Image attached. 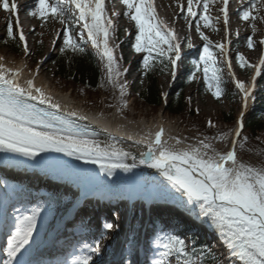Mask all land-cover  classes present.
I'll return each instance as SVG.
<instances>
[{
    "label": "snow or ice",
    "instance_id": "6c2138e0",
    "mask_svg": "<svg viewBox=\"0 0 264 264\" xmlns=\"http://www.w3.org/2000/svg\"><path fill=\"white\" fill-rule=\"evenodd\" d=\"M217 2L218 0H187L185 19L191 17L197 21L196 31L205 42L203 55L192 62L193 71L189 82L196 80L197 72H202L208 90L219 100L225 93L224 67L228 69L241 96L243 109L236 128L231 132L211 137L203 135L202 138H197L195 144L188 143L185 147H179L187 138L181 140L169 136L166 139V130L161 126L154 134L147 133L148 143L144 145L146 150L137 161L135 155L115 144L102 146L94 139H89V134L70 119L75 113L58 114L60 104L54 102L53 97L46 94L43 88L36 86L35 77L27 80L26 86H22V72L0 64V164L63 170L68 167L67 162L60 160L58 156L48 155L57 153L85 163H98L107 176H114L117 171L131 173L140 165L155 169L180 195L175 196L166 186L154 182L158 187L151 191V196L169 197L176 207L210 221L226 247V255L220 259L207 245L197 251L195 246L190 247L185 239L177 235L157 232L153 250L163 251L157 252L151 264H173V260L176 264H206L209 258L215 264H225V261L227 264H264V165L257 167L238 158V149L243 150L249 142L248 137L244 136V113L247 112L248 101L255 98L256 80L264 73V58L260 59L258 65H254L237 52L235 59L240 68L251 69L254 74L249 85L235 78L230 49L225 43L213 45L201 31V20L204 28L211 27L213 31H218L209 15L210 5ZM219 3V12L222 13L227 29L229 0H219ZM122 4L126 6L123 15L135 22L136 31L129 33L134 35V50L136 53L147 54L143 58V75L147 77L156 70L159 63L163 66L161 74L170 75L171 81L175 82L182 60L181 44L175 31L158 20L153 0H122ZM0 6L5 12L15 14V21L19 26L18 5L15 0H0ZM180 8L182 12L185 11L182 4ZM197 9L200 10L199 17ZM254 11L257 15L253 14ZM261 11H264V0H249L248 6L236 10L240 19L250 23L253 35L257 30V19L264 21V16L259 15ZM30 15L39 18L42 24L51 18L62 25H78V33L70 26L64 28L60 52L83 55L86 52L84 45L90 44L104 63V80L114 92L119 93L116 107L120 112L127 109V97L130 93L129 85L123 77L128 70L123 69L119 62L123 57L116 55L115 49L118 46L110 44L116 28L106 11L105 0H37L30 9ZM219 20L217 17L216 23ZM6 31L9 38L17 39L12 22L7 24ZM18 40L23 42V48L27 51L28 43L22 28L18 33ZM246 42L249 49L255 47L252 36H248ZM259 43L264 45V40ZM187 46L192 47L190 41ZM212 48L219 49L223 66ZM36 75H39V69L36 70ZM164 99L167 100L166 95ZM38 105H47L52 110ZM208 126L216 127L210 121ZM226 140L231 141L229 149L221 151L215 147V142L223 143ZM129 159L131 163L127 162ZM43 211L45 210L41 208L31 215L16 217L19 223L8 240V259L5 264H29L25 257H17L32 243ZM114 227L110 223L104 225L105 229ZM104 238L106 236L102 234L101 239ZM133 245L134 237L126 242L129 252L133 250ZM85 250L86 254L78 256L72 264H96L94 256L100 253V245H85ZM121 264H130V261L122 257Z\"/></svg>",
    "mask_w": 264,
    "mask_h": 264
},
{
    "label": "rangeland",
    "instance_id": "374dc122",
    "mask_svg": "<svg viewBox=\"0 0 264 264\" xmlns=\"http://www.w3.org/2000/svg\"><path fill=\"white\" fill-rule=\"evenodd\" d=\"M37 0H34V3L29 5V8H33L35 6V3ZM109 3H105V7L108 13V16L112 19L113 23H115V28L119 29L123 27L124 29V36H128L129 33H131V30L134 27L135 22L130 21L126 16H124V12L126 11V6L122 4V0H108ZM249 0H245L243 3H239V0H231L229 3V16H233V23L229 19V23L227 25V29L225 28V25L223 23V17L222 13L219 12V7L221 4L218 2L215 5H210L209 15L213 18V23L215 24V27L218 29V31H213V28H204L203 27V21H199L201 24V31L205 33L209 37V39L212 41L213 45L219 44V43H225L226 47L230 49L229 55L232 57V71L235 73L236 78L243 81L245 84L251 83V78L253 75V70L251 69H242L239 66V63L235 59L237 52L243 54L245 58L249 61V63L256 65L257 61L259 59V52L261 51V44L257 43V47H254L253 49H249L247 47L246 38L248 36H252L254 38L252 27L248 21H244L238 17L236 14V10L243 8L246 3H248ZM154 6L156 8L157 18L159 21H164L167 24H170L175 29V33L177 36L178 41L181 44V56L182 60L180 61V66H184V63L190 58L195 57L196 61L199 60V57L203 55V45L204 41L200 38L199 33L196 31L195 24L197 21H194L191 19V17H188L185 19L187 13V0H153ZM184 6L185 11H181L180 5ZM198 17L200 15V10L197 9ZM219 17V23H216V18ZM20 20L22 22H20ZM9 22H12L13 24V31H17L19 33V30L23 28V26L26 27V29H23V33L26 37L27 43H28V49L27 51H23L20 55H13L10 53L7 48L4 46V42L8 38L7 36V24ZM189 24L192 26L189 27ZM234 24V26H233ZM71 27L74 29L77 33L79 31V26L76 24L71 25H62L59 21L53 20L49 18L47 23H43L42 21L37 18L30 15V12H27L25 15L19 17V26H17L15 21V14H10L8 12H5L2 9V6H0V54L2 53L4 56V59L7 60V63H22L26 66H29L30 73H36V70L39 69L43 65H48L47 69H45L44 73V80L49 81L52 83L53 87L60 90L63 94H72L73 98L75 99V102H85L90 110L95 112H107L109 114V117H118L121 122H127L129 120L135 119V121H141L146 120L148 122H154L158 121L160 119H164L168 123H172L174 126V134L181 140H185V144L191 143L195 144L197 138H202L203 135L207 136H216L218 134H223L227 132H231L233 129L236 128V124L233 127L224 126L222 124L217 123V120L219 119L220 113L222 111H228L231 108L230 101L226 97H221V99L217 100L213 95L211 94V91L208 90V86L206 82L203 79L202 72L199 73L196 80L191 81L185 88V97L188 100L189 106L196 112L199 113L201 117L206 119L208 121L212 122L216 127L211 132H201L197 129H195L199 124L196 120H194L192 117H185L182 115H171L170 113L166 112L163 109L160 110H154L149 106L144 105L141 100L135 99V97L129 95L128 96V107L123 112H120L116 104L114 106L109 107V105H113V100L111 99L112 95H114V90L111 88L110 85L106 83L104 80L105 77V67L104 63L100 60L99 56L96 53L98 66L102 73V83L103 87L100 88V92L102 94L103 100H97L94 98H88L86 96L78 95L75 91L72 92L70 90H66L65 86L62 82H59L55 77V64H54V58L60 51L59 49L63 46L62 36H63V30L66 27ZM233 26V29L235 30L234 33H231V28ZM262 26V25H261ZM257 26L256 25V32L260 33V36H263L264 26ZM255 32V33H256ZM237 33L239 35L237 36ZM61 38H57V37ZM190 41L192 44V47L189 48L187 46V42ZM230 41V44H229ZM254 44L256 43L253 39ZM23 43V42H22ZM118 47H116V55L123 57L122 60H120V64L123 69H127V74L123 77L124 80L127 81L129 88L128 91L131 94L133 90H136V92L140 91L141 86L144 84V78L142 75H139V70L136 67V62L139 63L140 67L142 68V64L140 62V55L134 54L132 51L126 49L123 50L118 42L116 44ZM89 48H91L90 44L88 45ZM93 49V48H92ZM95 50V49H93ZM214 54L217 57V60L219 63L223 61V57L219 55V49L212 48L211 49ZM96 52V51H95ZM179 66V67H180ZM140 68V69H141ZM228 71V69H227ZM228 73V72H227ZM40 74V71H39ZM229 74V73H228ZM180 72L178 69L177 78L175 81L179 80L180 78ZM232 78V77H231ZM262 80V84L256 85V89L254 92V99H250V109L248 110L246 116H245V123L247 117L250 115L251 111L255 109V100L257 98V95L260 97L259 101L262 99L264 102V74L259 77V80ZM143 81V83H141ZM233 85L235 86L234 80ZM175 83L171 81L170 75L164 74L160 77V87L162 92L164 93V96L173 88V85ZM259 90L258 93H256ZM72 92V93H71ZM189 98H191V101L189 102ZM168 99V98H167ZM167 101V100H166ZM197 109L199 110L197 112ZM242 110V104L241 108L238 109L235 113L237 115V119L239 117V114ZM237 121V120H236ZM217 123V124H216ZM237 123V122H236ZM244 136L245 130H244ZM231 141L226 140L223 143L221 142H215V147L221 151L225 149L230 148ZM55 156V155H51ZM238 158L245 162L250 163L254 166H261L264 165V143H248L243 150L238 149ZM103 183V182H102ZM71 196L70 199H66L62 202V204L58 207L57 211L54 214H47L45 216L41 215V221L37 225V232L33 236L32 243L34 244L41 239V237L44 235L45 230L48 229L52 224L55 222L56 218L63 215L64 211L68 208L69 203L72 202L73 198V192L65 189ZM125 201H120L117 203V206L113 210V216L118 215V213H121L120 215L124 217V210H125ZM126 204V202H125ZM17 206V205H16ZM120 206V207H119ZM144 205L140 204L139 206H135V209L140 216L137 219V230L136 233L138 234V227L141 226L144 220ZM119 207V208H118ZM37 209H41L39 206H31L24 210L25 216L31 215L34 211ZM118 210H123L122 212H119ZM180 211L182 213H185L184 210ZM166 217L170 218L172 217L177 219V222L174 223L173 226L183 227L178 228L176 233H172L174 235L179 236L181 239H185L186 242L191 245V241L189 240V235L192 233H186L185 230H192L191 226L198 227V224H195L194 220H199L200 218L196 215L189 216L187 214L186 218L181 217L180 215H177L174 213L170 214L168 212H165ZM112 214V213H111ZM46 217V219H45ZM186 220V222H182V220ZM18 221H16V226L18 225ZM115 227L113 229H110L109 232L103 233L106 238L104 239H98V244L102 245L100 247V252L104 253L106 251V246L115 247L117 244V240L119 238H123L122 234V226L119 224H113ZM201 232L204 233L205 236H209L208 234V225H205L204 223L201 224ZM41 232V235H38ZM131 232V228L129 233ZM199 234V233H197ZM137 236V235H136ZM134 236V244L133 247H135V251L137 252V245L138 241L137 238L135 239ZM139 236V235H138ZM198 236V235H197ZM132 237V236H131ZM7 239H10L9 236ZM130 239L129 234L127 235L126 242ZM155 239V238H154ZM153 239V240H154ZM102 240H104V243L102 244ZM153 240H151V249L153 250ZM210 245L213 248V250L216 251V247L219 243L218 240V232H215L213 234V239L210 240ZM116 242V244H115ZM30 243L28 246H26V249L29 251L31 250L30 246L32 245ZM36 245V244H35ZM120 245V244H118ZM221 247V246H219ZM34 248V247H33ZM134 251V252H135ZM158 251H163V249H157L155 250V253ZM223 252V251H222ZM218 253V251H217ZM132 255L134 257V253L128 252V256ZM131 256V257H132ZM173 264H176V262L173 260ZM227 264V263H225Z\"/></svg>",
    "mask_w": 264,
    "mask_h": 264
},
{
    "label": "bare ground",
    "instance_id": "6f19581e",
    "mask_svg": "<svg viewBox=\"0 0 264 264\" xmlns=\"http://www.w3.org/2000/svg\"><path fill=\"white\" fill-rule=\"evenodd\" d=\"M175 1H178V0H175ZM230 1L231 0H229V3ZM243 2H245V0H243ZM15 3L18 5L19 13L22 16V15H25L27 12H30L29 5L34 3V0H15ZM239 3H241V0H239ZM248 4L249 2L246 3L244 7L248 6ZM253 14L257 15L255 11L253 12ZM259 15L264 16V11H261ZM229 19L233 23L232 14L231 16H229ZM256 25L264 26V21L257 19ZM233 26L231 28V33L235 32V30L233 29ZM253 39L256 42L254 44L255 47H257V43H259L260 40H264V31H263V36H260V33L256 32ZM258 56H259V61L262 57H264V45H261V51L259 52ZM259 61H258V64H259ZM0 64H4L6 67L11 68V69H19L22 72V77L20 80V84L22 86H26V81L35 77L36 86L43 88L46 94L53 97L54 102H57L60 104L61 106L60 112H62L63 114L75 113V115L71 117L82 122L83 124L88 125L89 127L95 130L96 133L88 136L89 139H94L95 141L100 143L102 146H108V145L115 144L119 148H122L124 151H128L131 154L135 155L137 157V161L140 159V154L146 150L144 145L148 143V139H147L148 132H152L154 134L156 131H158L159 127L162 126L166 130V134H165L166 139L169 136L178 138L174 134L173 124L166 122L163 118L158 121H154V122H148L146 120H141L138 122V121H135V119L129 120L127 122H119L120 119L116 116L113 117L112 119H107L102 114H98L99 112H95V111L88 112L87 110L90 108L85 102L72 103L71 102V98H73L72 94H69V93L63 94L60 92V90L53 87L52 83L44 80L45 69H47L48 65H43L39 70L40 74L37 76L36 73H30L27 66L22 63H7V60L4 59V56L2 53L0 54ZM235 78H236V75H235ZM249 84H246V85H249ZM250 107H251L250 101H248L247 112L250 109ZM84 108H88V109L86 110ZM242 111L243 109L241 110L239 117L241 116ZM247 112L244 113V119H245ZM171 142L175 143L174 140H172ZM185 146L186 144L182 143L179 147H185ZM58 157L60 160L67 162L68 164L67 168L63 170H51V169L33 168L29 166H24V165L5 166L3 164H0V175L2 174L6 180H11L14 183H16L17 180H21V178H27V177L29 178L30 175H34L39 178L52 179L55 182H57L58 186H61L73 192V198L75 199V201L71 202L70 205H74V206H70V208H74V209L77 207L75 206L77 203V200L82 195L81 194L82 192L80 193L79 191V187H80L79 185L87 182V180H91L90 183L88 184L92 185L91 183H94L98 185L97 186L98 189H102L100 194L105 193V195L109 197L123 198L124 201L128 203H132L134 206H139L140 203H143L145 206L147 205V207H149L150 202L148 201L150 199H154L156 202H162V204L168 205L164 208L174 210V207H171L174 205L172 204L173 202L171 198L169 197L153 198L152 196H150L151 191L153 189H157L158 187L157 183H154V182H158L160 185L166 186L167 190H169L175 196L180 195L179 192H177L176 189L172 188V186L168 184V182L162 176H160L159 173H157L155 169L147 168L144 165H140L139 167L134 169L133 172L131 173L117 171L114 176H107L105 172L101 171L98 163L96 164L85 163L83 160H76L73 157H68L65 155H58ZM127 162L131 163V160L129 159ZM12 175L14 176L19 175L20 177L16 179V178H13ZM77 197L79 198L77 199ZM148 197H152V198H149V200H147ZM183 199L186 200V197H183ZM92 209L94 210L95 208H92ZM89 210H91L90 207H87V205L85 204V206L82 207V210H81V212L84 214L83 216H86L89 213ZM99 210L100 208H96L94 211H99ZM198 211L199 210L197 209V212ZM78 213L75 214L74 217L71 218V220H69V222L62 227L61 231L56 236L59 238V240L49 248L47 257L49 258L50 264H53V257L51 256L55 252L60 253V250L62 249V247L61 248L57 247L58 244L62 242V246H63V244L69 239V235L73 231L71 229L76 227L79 224L78 218L80 215ZM99 213L100 212H97L96 216H92L89 219L90 224L96 225L98 222V219L100 217L101 218L103 217V215L102 214L100 215ZM120 214L121 213H119V216H117V219L114 221V224L116 225L118 224V222L122 221V217ZM189 216H191V214H189ZM199 218H200L199 220L202 221L200 222L201 224L204 223L205 225H208L209 227L214 229V227L211 226L210 221H208L206 218L202 216ZM60 219L61 217L58 218L57 221ZM53 225L50 226L48 229H46L47 233L52 231L54 227ZM78 230L80 229L78 228ZM214 231L217 232L215 229ZM38 235H41V232ZM119 240H121V238ZM75 241L78 243L81 242V240L79 239H76ZM32 252L33 251H31V253ZM141 255L142 254H140V256ZM22 257L27 258L28 256L22 255ZM19 258H21V254L17 257V259Z\"/></svg>",
    "mask_w": 264,
    "mask_h": 264
},
{
    "label": "trees",
    "instance_id": "16d2710c",
    "mask_svg": "<svg viewBox=\"0 0 264 264\" xmlns=\"http://www.w3.org/2000/svg\"><path fill=\"white\" fill-rule=\"evenodd\" d=\"M136 30L133 28L132 33ZM17 35V34H16ZM117 39L120 47L123 50L130 49L134 53V35L124 36L123 30H117ZM4 46L7 50L14 54L20 55L23 52L22 42L17 39L7 38L4 42ZM85 46V45H84ZM86 48V47H85ZM139 54L141 59L142 68L139 63L136 62V67L139 70V75L144 78V84L141 86L140 91L136 92L133 90L131 96L135 99L141 100L144 105L151 107L154 110L163 109L171 115H182L185 117H192L198 122V126L195 128L203 133L211 132L214 128L208 126V121L196 113L188 103L185 97V88L190 83L189 79L193 71L192 62L195 59H189L186 61L185 66L182 67L181 77L179 80L175 81L173 88L169 91L167 95L166 104L163 99V92L160 87V77L162 76L160 69L163 67L157 63L156 70L150 72L147 77L143 75V58L146 53H136ZM155 55V53H153ZM54 64L56 67L55 77L59 82H62L65 89L68 91L76 92L78 95L86 96L88 98H96L102 101L103 97L100 92L102 84V73L98 66V62L94 53L86 48V52L83 55L73 54L71 52L61 53L60 51L54 58ZM223 66V63H221ZM141 68V69H140ZM183 71V72H182ZM198 77V72L196 73V78ZM224 79L225 93L222 97H226L231 104V108L228 111H222L220 113L217 123L224 126L233 127L236 124L237 115L236 111L241 108V96L238 94L237 89L234 87L230 76L227 73V68L224 67ZM119 93L114 92L111 99L116 104V97ZM128 98V97H127ZM255 109L251 111L250 115L246 119L245 123V134L248 137V143H264V102L262 99L258 101L255 105ZM216 123V124H217ZM214 136V135H212ZM51 199V198H49ZM50 206H48L49 208ZM191 246H195L197 251L201 247L210 245L205 241H201L195 236H191ZM190 246V247H191ZM212 250V248H211ZM214 253V251H212ZM215 254V253H214ZM206 264H215V261L209 258Z\"/></svg>",
    "mask_w": 264,
    "mask_h": 264
}]
</instances>
